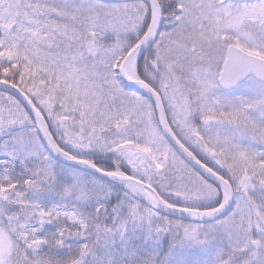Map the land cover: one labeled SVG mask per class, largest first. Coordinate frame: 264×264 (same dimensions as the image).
I'll list each match as a JSON object with an SVG mask.
<instances>
[{"label":"snow or ice","instance_id":"snow-or-ice-1","mask_svg":"<svg viewBox=\"0 0 264 264\" xmlns=\"http://www.w3.org/2000/svg\"><path fill=\"white\" fill-rule=\"evenodd\" d=\"M0 264H264V0H0Z\"/></svg>","mask_w":264,"mask_h":264}]
</instances>
